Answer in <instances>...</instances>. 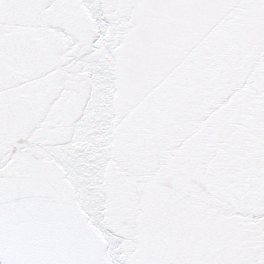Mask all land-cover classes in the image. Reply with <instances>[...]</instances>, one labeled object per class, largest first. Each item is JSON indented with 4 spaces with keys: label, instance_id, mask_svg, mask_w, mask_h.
<instances>
[{
    "label": "snow or ice",
    "instance_id": "obj_1",
    "mask_svg": "<svg viewBox=\"0 0 264 264\" xmlns=\"http://www.w3.org/2000/svg\"><path fill=\"white\" fill-rule=\"evenodd\" d=\"M0 264H264V0H0Z\"/></svg>",
    "mask_w": 264,
    "mask_h": 264
}]
</instances>
